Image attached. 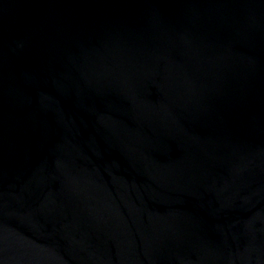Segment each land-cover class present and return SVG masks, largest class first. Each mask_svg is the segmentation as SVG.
Listing matches in <instances>:
<instances>
[{"label":"water","instance_id":"obj_1","mask_svg":"<svg viewBox=\"0 0 264 264\" xmlns=\"http://www.w3.org/2000/svg\"><path fill=\"white\" fill-rule=\"evenodd\" d=\"M0 264H264V0H0Z\"/></svg>","mask_w":264,"mask_h":264}]
</instances>
